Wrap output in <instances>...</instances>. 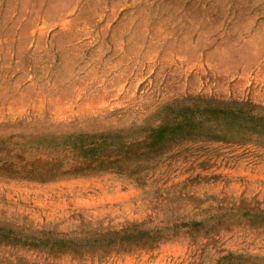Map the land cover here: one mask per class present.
<instances>
[{"label":"rangeland","instance_id":"374dc122","mask_svg":"<svg viewBox=\"0 0 264 264\" xmlns=\"http://www.w3.org/2000/svg\"><path fill=\"white\" fill-rule=\"evenodd\" d=\"M195 97L264 106V0H0V135L157 125ZM185 147L169 178L199 174L186 187L193 201L160 203L165 177L144 187L108 174L51 184L0 178V221L70 235L156 229L219 208L264 214V147ZM188 241L180 231L150 249L80 260L0 246V262L219 264L225 250L264 264V230L242 218L216 242Z\"/></svg>","mask_w":264,"mask_h":264},{"label":"trees","instance_id":"16d2710c","mask_svg":"<svg viewBox=\"0 0 264 264\" xmlns=\"http://www.w3.org/2000/svg\"><path fill=\"white\" fill-rule=\"evenodd\" d=\"M189 101L170 120L157 125L132 123L101 131L43 129L0 135V178L51 184L108 174L144 187L165 177L157 190L160 203L173 199L193 201L186 187L200 179L199 174L176 183L169 178L178 167L175 158L188 150L180 147L194 142L264 147V106L203 97ZM235 218L264 230V214L253 208H243L238 214L231 208H219L215 214L198 219L177 216L156 229L130 225L117 231L88 228L70 235L0 221V246L41 253L45 258L69 256L80 260L104 257L113 251L129 252L133 247L150 249L178 236L180 231L192 246L202 245V241L216 242L222 232L230 230ZM220 252L224 254L219 264H261L256 258L241 260V255ZM20 262L36 264L20 257L3 258L0 264Z\"/></svg>","mask_w":264,"mask_h":264}]
</instances>
